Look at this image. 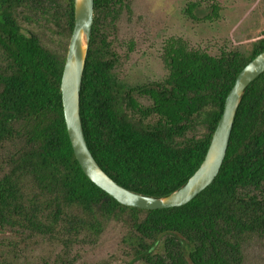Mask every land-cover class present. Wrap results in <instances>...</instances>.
I'll list each match as a JSON object with an SVG mask.
<instances>
[{"label": "trees", "instance_id": "trees-1", "mask_svg": "<svg viewBox=\"0 0 264 264\" xmlns=\"http://www.w3.org/2000/svg\"><path fill=\"white\" fill-rule=\"evenodd\" d=\"M130 2L94 0L80 120L110 177L163 196L200 165L238 72L264 50V29L249 53L210 54L169 37L166 75L131 84L112 39ZM221 9L203 0L184 13L206 22ZM33 17L56 36L25 30ZM73 25L74 0H0V264H243L250 244L264 242V71L242 94L207 187L180 206H126L87 177L68 135L60 81Z\"/></svg>", "mask_w": 264, "mask_h": 264}, {"label": "rangeland", "instance_id": "rangeland-1", "mask_svg": "<svg viewBox=\"0 0 264 264\" xmlns=\"http://www.w3.org/2000/svg\"><path fill=\"white\" fill-rule=\"evenodd\" d=\"M203 0H131L114 32V49L120 56L118 73L128 83L160 80L166 75L163 46L169 37H181L189 47L217 54L238 49L249 53L256 35L264 29V0H215L221 6L218 19L196 22L185 13L189 2ZM31 21V22H30ZM25 30L55 37L42 19L22 20ZM106 242L90 257L98 260L111 249ZM243 264H264V242L250 244Z\"/></svg>", "mask_w": 264, "mask_h": 264}, {"label": "water", "instance_id": "water-1", "mask_svg": "<svg viewBox=\"0 0 264 264\" xmlns=\"http://www.w3.org/2000/svg\"><path fill=\"white\" fill-rule=\"evenodd\" d=\"M94 0H74V25L61 74L63 113L74 154L87 177L119 203L145 209L180 206L193 199L217 175L226 154L237 107L247 85L264 71V50L238 72L228 91L221 116L203 160L187 181L163 196L145 195L118 184L97 163L84 138L79 91L93 24Z\"/></svg>", "mask_w": 264, "mask_h": 264}]
</instances>
